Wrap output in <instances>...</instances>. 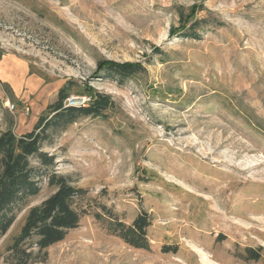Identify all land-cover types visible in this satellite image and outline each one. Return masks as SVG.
I'll list each match as a JSON object with an SVG mask.
<instances>
[{
    "label": "rangeland",
    "instance_id": "1",
    "mask_svg": "<svg viewBox=\"0 0 264 264\" xmlns=\"http://www.w3.org/2000/svg\"><path fill=\"white\" fill-rule=\"evenodd\" d=\"M110 64L139 71L119 81ZM69 81V105L91 90L115 104L43 148L86 196L79 228L33 264H264V0H0V134L32 131ZM40 181L2 264L55 192ZM107 210L127 225L147 212L150 250L110 232Z\"/></svg>",
    "mask_w": 264,
    "mask_h": 264
},
{
    "label": "trees",
    "instance_id": "2",
    "mask_svg": "<svg viewBox=\"0 0 264 264\" xmlns=\"http://www.w3.org/2000/svg\"><path fill=\"white\" fill-rule=\"evenodd\" d=\"M202 22H195L188 36L196 38L195 30L202 26ZM106 71L123 81L139 70L134 65L110 64ZM75 86L73 81H69L59 90L57 100L39 118L32 131L17 135L9 129L0 134V235L8 232L27 201L40 193L42 176L47 175L49 185L55 188V192L40 206L29 211L20 234L9 247L14 259L7 264H33L44 251L64 241L80 226L83 213L78 201L84 199L86 191L75 186L67 176L55 171L49 173L47 170L55 165V158L43 148L51 144L55 133L65 131L81 118H105L115 103L111 96L91 90L93 95L89 103L69 105L67 101ZM106 214L109 219L101 215L96 217L107 223L110 232L135 249L150 250L148 229L152 219L147 212L140 213L131 225L119 220L111 211L107 210ZM28 242L32 243L26 247ZM34 248L37 253H34ZM163 251L167 252V249ZM246 255V260H259L261 256L259 251L251 248L247 249Z\"/></svg>",
    "mask_w": 264,
    "mask_h": 264
},
{
    "label": "built area",
    "instance_id": "3",
    "mask_svg": "<svg viewBox=\"0 0 264 264\" xmlns=\"http://www.w3.org/2000/svg\"><path fill=\"white\" fill-rule=\"evenodd\" d=\"M73 105V104H72Z\"/></svg>",
    "mask_w": 264,
    "mask_h": 264
}]
</instances>
